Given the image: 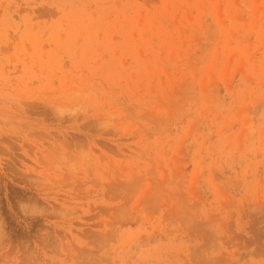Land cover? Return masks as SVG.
I'll return each instance as SVG.
<instances>
[{"label": "rangeland", "instance_id": "rangeland-1", "mask_svg": "<svg viewBox=\"0 0 264 264\" xmlns=\"http://www.w3.org/2000/svg\"><path fill=\"white\" fill-rule=\"evenodd\" d=\"M0 264H264V0H0Z\"/></svg>", "mask_w": 264, "mask_h": 264}]
</instances>
